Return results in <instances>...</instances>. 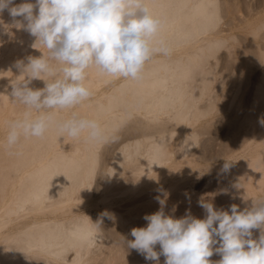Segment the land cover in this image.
Masks as SVG:
<instances>
[{"label": "bare ground", "instance_id": "1", "mask_svg": "<svg viewBox=\"0 0 264 264\" xmlns=\"http://www.w3.org/2000/svg\"><path fill=\"white\" fill-rule=\"evenodd\" d=\"M257 1L145 0L170 53L154 56L138 81L91 67V96L51 110L56 121L96 120L105 139L61 137L53 125L12 148L8 123L28 111L10 95L15 62L48 50L34 48L36 38L7 10L0 14V264H155L124 238L146 227L162 190L165 214L175 218H205L201 199L225 211L264 200V0ZM184 142L194 147L179 151Z\"/></svg>", "mask_w": 264, "mask_h": 264}, {"label": "clouds", "instance_id": "2", "mask_svg": "<svg viewBox=\"0 0 264 264\" xmlns=\"http://www.w3.org/2000/svg\"><path fill=\"white\" fill-rule=\"evenodd\" d=\"M5 10L15 25L36 38L33 47L38 42L48 50L47 56L15 62L20 74L10 81V95L28 111L8 123L7 148L17 145L21 137L42 138L53 125L61 137L86 134L89 140L105 139L96 120L73 114L56 121L51 110L74 108L91 96L85 85L91 67L106 77L138 81L154 56L170 53L157 40L161 21L145 0H24L20 4L0 0V14ZM17 17L26 23L16 21ZM37 79L45 82L43 88L29 86ZM32 111L39 115L33 117ZM193 147L184 142L178 150L187 152ZM230 167L228 160L223 170ZM162 196L156 197L160 209L143 217L146 227L132 228V240L123 237L127 248L155 264H160V256L164 264H264V200H252L251 207L243 210L232 204L225 211L201 199L198 203L206 216L200 219L190 212L181 218L166 215L169 193L162 190ZM101 216L112 218L107 211ZM254 229L259 230L258 238H253ZM214 253L221 259L211 261Z\"/></svg>", "mask_w": 264, "mask_h": 264}, {"label": "rangeland", "instance_id": "3", "mask_svg": "<svg viewBox=\"0 0 264 264\" xmlns=\"http://www.w3.org/2000/svg\"><path fill=\"white\" fill-rule=\"evenodd\" d=\"M244 1L249 2V3H251V4H255L257 0H248V1H247V0H244ZM251 1H252V2H251ZM258 2H260V0H258L257 3H258ZM260 68H261V67L259 66V67L255 68L251 73H249L250 76L248 75V77H249V80H250V81L253 80V78L255 77L256 73L260 70ZM199 180H201V179H199ZM199 180L197 181V184H198V183H201ZM201 181H203V180H201Z\"/></svg>", "mask_w": 264, "mask_h": 264}]
</instances>
